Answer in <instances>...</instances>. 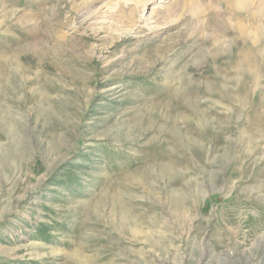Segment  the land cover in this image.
Listing matches in <instances>:
<instances>
[{
	"label": "rangeland",
	"instance_id": "rangeland-1",
	"mask_svg": "<svg viewBox=\"0 0 264 264\" xmlns=\"http://www.w3.org/2000/svg\"><path fill=\"white\" fill-rule=\"evenodd\" d=\"M228 2L0 0V264H264V60L237 70Z\"/></svg>",
	"mask_w": 264,
	"mask_h": 264
},
{
	"label": "bare ground",
	"instance_id": "bare-ground-1",
	"mask_svg": "<svg viewBox=\"0 0 264 264\" xmlns=\"http://www.w3.org/2000/svg\"><path fill=\"white\" fill-rule=\"evenodd\" d=\"M224 1L232 2L234 5L233 7L238 11H246V13L248 12L250 17H252L253 20L256 22V23L253 22L250 25H247L243 21H240L239 25L237 27L238 28V35L240 36L239 38L244 39L243 45L244 44L247 45L248 41L251 42V45L249 46V48H247V47L244 48V46H243V48H241V50L239 51V54L237 55L238 59H237L235 65H236L238 71L241 69V71H246V72H248L249 75H252L253 71H256L255 69H258L257 65L259 63L256 62V59L264 60V47L263 46L259 47V45L262 44V42L264 41V0H258L260 3H258L257 7H253V5L255 4L254 0H224ZM234 1H235V3H234ZM242 16L243 15H241L240 17H242ZM252 18H249V19H252ZM249 22H251V21H249ZM259 65L262 66V63H260ZM243 73H245V72H243ZM259 73L257 72V74H259ZM235 75H237V74H235ZM238 77H239V75H238ZM258 81H260L259 78L257 80L256 86H257V84L259 86ZM235 82H236V80H235ZM245 97H246L245 98V100H246L247 96H245ZM137 231H136V233H137Z\"/></svg>",
	"mask_w": 264,
	"mask_h": 264
}]
</instances>
